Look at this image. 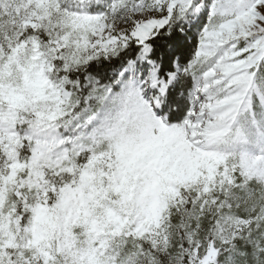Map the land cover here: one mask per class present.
<instances>
[{
    "label": "snow or ice",
    "instance_id": "snow-or-ice-1",
    "mask_svg": "<svg viewBox=\"0 0 264 264\" xmlns=\"http://www.w3.org/2000/svg\"><path fill=\"white\" fill-rule=\"evenodd\" d=\"M0 264H264V0H0Z\"/></svg>",
    "mask_w": 264,
    "mask_h": 264
}]
</instances>
